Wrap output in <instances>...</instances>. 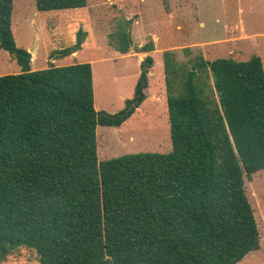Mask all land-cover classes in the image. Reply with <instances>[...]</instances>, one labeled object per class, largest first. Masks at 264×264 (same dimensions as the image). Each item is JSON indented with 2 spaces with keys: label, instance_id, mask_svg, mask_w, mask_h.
<instances>
[{
  "label": "trees",
  "instance_id": "1",
  "mask_svg": "<svg viewBox=\"0 0 264 264\" xmlns=\"http://www.w3.org/2000/svg\"><path fill=\"white\" fill-rule=\"evenodd\" d=\"M35 3L44 13L87 6ZM12 14L13 0H0V49L21 68L0 76V264L21 248L41 264H238L260 249L245 186L264 170L259 56L200 57L180 72L165 52L173 151L100 161L98 126L121 127L145 101L153 59L126 109L104 114L95 107L92 64L33 71L31 54L16 45ZM85 34L61 56L81 50ZM111 44L127 54L128 28ZM153 50V43L141 49ZM200 73H210L211 87Z\"/></svg>",
  "mask_w": 264,
  "mask_h": 264
},
{
  "label": "rangeland",
  "instance_id": "2",
  "mask_svg": "<svg viewBox=\"0 0 264 264\" xmlns=\"http://www.w3.org/2000/svg\"><path fill=\"white\" fill-rule=\"evenodd\" d=\"M122 27L128 28L132 39L127 54L111 44L112 35ZM12 31L17 47L30 50L33 69L93 62L95 107L104 114L126 109L143 63L147 57L153 59L141 107L119 128L98 126L100 161L173 151L165 52L172 53L180 72L193 69L200 57L212 62L218 58L248 61L259 56L264 66V0H87L85 8L46 13L37 10L35 0H13ZM80 31L86 33L81 50L62 57V51L76 44ZM150 43L153 51H141ZM20 72L17 62L0 49V76ZM199 76L208 87L213 85L210 73ZM207 91L211 93V89ZM245 186L261 247L238 264H264V170L252 181L246 179ZM1 264L41 263L34 250L21 248Z\"/></svg>",
  "mask_w": 264,
  "mask_h": 264
},
{
  "label": "crops",
  "instance_id": "3",
  "mask_svg": "<svg viewBox=\"0 0 264 264\" xmlns=\"http://www.w3.org/2000/svg\"><path fill=\"white\" fill-rule=\"evenodd\" d=\"M28 51H30V50H28ZM33 53H36V49H34V51L32 52V55H33ZM77 53H78V52H77ZM74 54H75V53H74ZM33 63H34V62H33V59H32V64H33ZM92 63H93V62H91V64H92ZM92 65H93V64H92ZM31 68H32V65H31ZM32 70L35 71L36 69H33V68H32ZM142 104H143V103H142ZM142 104H141V105H142ZM141 105H140V107H141ZM140 107H139V108H140ZM139 108H137V110H138Z\"/></svg>",
  "mask_w": 264,
  "mask_h": 264
},
{
  "label": "water",
  "instance_id": "4",
  "mask_svg": "<svg viewBox=\"0 0 264 264\" xmlns=\"http://www.w3.org/2000/svg\"><path fill=\"white\" fill-rule=\"evenodd\" d=\"M132 107H133V106H132ZM132 107H131V108H129V110H131V109H132ZM128 112H129V111H126L125 115H126V114H128ZM122 116H124V115H122Z\"/></svg>",
  "mask_w": 264,
  "mask_h": 264
}]
</instances>
